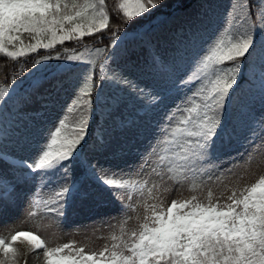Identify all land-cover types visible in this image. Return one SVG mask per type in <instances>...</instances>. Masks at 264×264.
<instances>
[{
	"label": "snow or ice",
	"instance_id": "1",
	"mask_svg": "<svg viewBox=\"0 0 264 264\" xmlns=\"http://www.w3.org/2000/svg\"><path fill=\"white\" fill-rule=\"evenodd\" d=\"M165 3L118 0L117 7L127 25L145 14L158 21L155 13ZM175 7H183L180 0ZM211 23L212 17L205 13L194 21L182 20L173 35L155 40L152 23L141 25L143 31L136 30L131 37L146 54L143 65L129 59L117 62V53L109 51L123 39L117 32L108 37L106 48L84 45L79 53L65 48V53L72 54L64 59L84 65L76 74L74 98L66 113L40 133L37 147L27 157L19 154L33 134L24 108L40 82L30 85L32 91L22 97L12 96L15 78L12 85L0 84V125L8 120L0 128V212L15 204L21 187L38 178L59 185L51 198L53 207L48 208L57 215L65 214L69 199H89L97 185L117 199L122 200L126 193L130 202L133 194L143 196L146 191L148 199L158 201L149 204L145 200V215L138 227L126 231V217L120 234L111 235V245L99 253L89 254L74 242L65 243L43 252L46 264H264V175L243 188H231L223 203L221 197L213 201L210 188L206 203L192 195L173 199L165 207L161 197L172 186L188 185L191 191L219 179L217 165L212 163L219 146L242 134H250L246 139L257 135L244 113L235 122L227 120V102L244 66L264 86V0L257 4L230 0L223 23L205 40ZM109 27L105 0H0V55L17 61L66 41L82 43L85 37L98 36ZM25 34L30 42L25 41ZM129 35L125 33V37ZM161 40L170 45L171 55H160ZM52 58L49 53L34 63ZM185 66L187 70H183ZM145 72L153 77V84H142L135 75ZM53 79L51 87L62 89L63 82ZM184 89L187 92L180 97L178 93ZM10 101H15L13 108L6 107ZM97 108L103 110L109 126L101 125L100 133L92 136ZM6 112L11 118L4 116ZM72 113L76 119L69 131L66 121ZM259 124V134L264 137V115ZM112 129L129 140L152 130V143L135 170L100 163L98 157L111 147ZM20 238L37 253L45 249L38 234L18 231L10 242L0 237V264H18V250L13 245ZM65 250L68 255L62 254Z\"/></svg>",
	"mask_w": 264,
	"mask_h": 264
},
{
	"label": "rangeland",
	"instance_id": "2",
	"mask_svg": "<svg viewBox=\"0 0 264 264\" xmlns=\"http://www.w3.org/2000/svg\"><path fill=\"white\" fill-rule=\"evenodd\" d=\"M190 1L192 0H188L184 5L186 8L176 9L173 12V18L160 21L158 29L156 28L153 32L157 34L153 35L152 33L154 40L159 36L173 35L176 26L182 20L194 21L203 18L205 13L212 17V23L204 33V39L211 38L223 23L230 0H195L192 3ZM258 2L259 0H252L253 4ZM149 17L147 14L144 16V18ZM123 45L124 47H119L118 50L116 48L117 51L114 50L117 53V62L123 63L125 59H129L133 63L143 65L146 54L139 44L135 45L133 39H126L123 41ZM169 48L170 45L163 40L160 41L158 48L160 55H171ZM41 50L44 49L39 51ZM183 70H187V66ZM79 71L74 66H68L38 80L40 87L32 93L31 101L24 108V113L27 114L24 118L28 120L33 134L30 137V142L19 151L21 156L27 157L37 147L36 142L40 139V133L52 127L53 123L66 113V106L74 98L76 74ZM135 75L142 84L154 83L153 77L147 72L144 74L135 73ZM53 77L63 82L62 89L54 90L51 87L55 83ZM31 91L29 86L22 91L12 93V96L22 97L24 93ZM107 91L108 89H105V93ZM186 92L187 89H184L178 95L183 97ZM12 102L14 101H10L6 107L12 108ZM177 103H180V100H177ZM241 113L245 114V120L250 123V126L257 130V135L252 139H246L245 135L250 134H242L239 138L233 139L231 143L219 146L216 153L217 159L212 162L217 165L215 172L219 179L208 181L202 187L191 191L188 185L172 186L171 191L161 194L165 207L173 199L183 200L192 195H197L201 201L206 203L209 188L214 193L213 201L215 202L217 197H221V203H223L230 194L231 188H243L245 185L255 182L259 176L264 175V137L259 134V120L264 115V86L258 76L253 78L249 66H244L239 84L227 102V120L235 122ZM68 115L69 119L66 123L69 124L70 131L76 117L74 113ZM4 116L9 117V113H4ZM7 124L8 120H4L0 126L2 128ZM101 125L106 128L109 126L105 124L104 115L98 125L99 131ZM152 136V130H147L140 137L129 140L121 135L118 129H112L111 147L98 159L105 167L125 171L135 170L140 163L139 157L145 154L144 150L152 143ZM56 190H59V185L55 180L51 183L47 179L39 178L36 181H29L26 186L19 189V196L15 204L0 212V237L6 241L10 242L11 235L18 231H32L45 242V249L39 250L37 253L24 238H20L13 245L18 250V264H46L47 258L43 255L45 250L72 242L75 243V247H84L86 253H99L105 245H111V235L120 234L121 228L125 227L122 221L126 217V231L138 227L145 215V200L149 204L158 202L148 199L146 191L143 196L133 194L130 202L126 193H122L124 197L122 200L117 199L110 194L107 188L97 185L92 187L93 196L87 200L69 199L64 209L65 214L57 215L55 212L48 211V208L53 207L51 198L55 195ZM39 197H43L42 202L34 203L39 201ZM46 201L48 203H45ZM62 254L68 255L69 252L65 250ZM71 254L75 255V252L73 251Z\"/></svg>",
	"mask_w": 264,
	"mask_h": 264
},
{
	"label": "trees",
	"instance_id": "3",
	"mask_svg": "<svg viewBox=\"0 0 264 264\" xmlns=\"http://www.w3.org/2000/svg\"><path fill=\"white\" fill-rule=\"evenodd\" d=\"M194 1L195 0H192L190 2L192 3ZM176 2L177 0H166L165 6L163 8H160L158 13H155V15H158L159 17L158 21L153 20V18L150 16L149 18H143V19L136 18L134 21L125 25L123 21L122 13L119 12L117 7L118 0H105V6L110 15V27L105 33L98 34V36H94V37H85L82 43H78L75 40L66 41L63 45L57 44L54 49L41 50L38 53L29 54L25 57L19 58L17 61H12L9 58H4L2 57V55H0V84L12 85L13 79L15 78V89L12 91V93H14L16 91H21L26 87H29L30 85L34 84L38 80L50 75L51 73L60 71L68 66H74L76 67V70H80L82 67H84V65H82L80 62L67 61L66 59L63 58L67 54H72L71 52L65 53L64 52L65 48L75 50L77 53L82 52L84 50V45H88L92 48L95 47L106 48L109 47L108 37L113 32H117V35L119 37H123V39H121L117 47L118 50L119 47H124L123 45L124 40L132 39L131 34L134 31L136 30L143 31L141 25H147L149 22H151L153 25V32H154L160 21L167 18L168 19L173 18L172 17L173 12L176 10V7H174L176 5ZM187 2L188 0H180V3H182L183 6L186 5ZM172 7L174 8L171 9ZM182 8H186V6ZM125 33H129L130 35L128 37H125ZM154 34L157 33H153V35ZM100 36H102L103 39H99L98 37ZM25 41L30 42L26 34H25ZM135 45H138V42L135 41ZM114 50L117 51L116 48L115 49L109 48L110 52ZM49 53L53 57L52 59L44 61L40 65H35L34 62L36 59H38L42 55H47ZM57 54H59L62 58L59 60L55 59V56ZM14 103L15 101L11 103L12 108ZM102 112L103 111H101L100 109L98 108L96 109L95 118L91 126L92 136H96L100 133L98 129V125L103 116ZM42 200L43 197H39L40 203L42 202Z\"/></svg>",
	"mask_w": 264,
	"mask_h": 264
}]
</instances>
